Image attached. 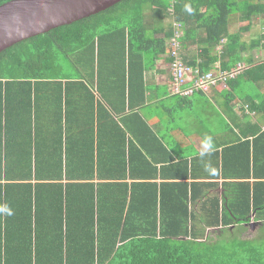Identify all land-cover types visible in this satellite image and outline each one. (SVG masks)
Segmentation results:
<instances>
[{"label": "trees", "instance_id": "obj_1", "mask_svg": "<svg viewBox=\"0 0 264 264\" xmlns=\"http://www.w3.org/2000/svg\"><path fill=\"white\" fill-rule=\"evenodd\" d=\"M8 1L0 0V5ZM232 15L246 23L235 33L228 27ZM258 16H264V2L256 0H247L243 6L236 0H123L99 14L0 53V211L5 215L6 207L13 204L14 200L6 202L7 190L18 187L28 190L30 209L38 191H45L46 209L51 213L45 222L49 256L37 259L36 247L31 244L0 245V264H264V244L219 240L248 224L252 213L254 221L264 224V60L254 63L253 57L243 56L247 50H264V33L250 43L242 41L251 29L252 18ZM173 23L183 30L180 42L184 63L201 74L230 72L238 64L246 66L222 91L228 113H232L231 104L237 98L246 105L245 110L259 118L252 125L234 124L243 142L233 147L239 155L232 174L227 173L223 160L219 171L217 161L213 178L239 181L231 197L223 198L221 204L218 198H208L194 211L190 203L199 198L193 193L199 183L185 182L193 177L187 162L180 159L173 167L158 169L156 163L142 157L137 175L131 167L129 146L127 158L123 155L117 168L112 163L104 173L101 166L98 171L84 167L86 172L74 176L69 165L53 156L44 166L37 164L38 158L34 164L29 160L20 164L26 159L20 152L27 148L26 141L28 159L32 156L33 107L37 109L41 99L70 101L71 84L84 87L103 69L111 72L110 77L116 73L114 76L120 78L117 74H121L122 96L127 89L129 98L138 90L144 97L141 54H152L153 58L167 55ZM194 46L198 55L185 58L183 55ZM215 64L219 68L215 69ZM240 82L255 85L260 92L240 98L234 92ZM178 97L181 101L190 98ZM141 124L152 135L148 126ZM113 126L120 131L119 126ZM96 172L97 180L104 183H92ZM75 177L80 181L71 183ZM158 178L165 181L157 184ZM33 179L35 184H31ZM249 179L254 182L249 184ZM76 190L82 196L77 199L74 219L67 202L65 206L63 192L67 197Z\"/></svg>", "mask_w": 264, "mask_h": 264}, {"label": "crops", "instance_id": "obj_2", "mask_svg": "<svg viewBox=\"0 0 264 264\" xmlns=\"http://www.w3.org/2000/svg\"><path fill=\"white\" fill-rule=\"evenodd\" d=\"M189 50L190 53L183 55L189 60L199 53L195 46ZM141 59L144 97L138 90L129 98L127 89L122 96L121 74H117L120 78L114 76L116 73L110 77L111 72L103 69L99 71L103 76L101 79L98 73V78L94 77L84 87L71 84L68 87L72 94L70 101L63 98L60 103L59 99L55 98L50 102L41 99L39 107L37 109L33 107L34 124L31 127L32 134L30 132L32 156L28 159L29 147L26 141L27 148L20 150L26 159L20 164L25 160L34 164L38 158L37 164L44 166L51 161L50 156H53L62 159L63 165H69L71 172H75L74 176L81 175V171L86 172L84 167H93L98 171L101 166V171L104 173L107 169H111L112 163L117 168L123 155L127 158L129 146L132 156L131 167L135 169L137 175L140 174L143 165L142 157L156 163L158 169L166 165L173 167L180 159L187 162L193 177L190 176L185 182L199 183V187L193 189V193L199 198L194 204L190 203L192 210L199 209L200 203L208 198H218L221 204L223 198L233 195V190L236 189L234 184L239 181L225 180L222 177L213 178L217 161L219 169L223 160L227 173L232 174L239 155L237 149L233 147L243 142L234 124L247 122L252 125L258 121V116L245 110L246 105L237 98L231 104L232 113H228L224 107L226 101L222 92L227 88L221 86L196 92L188 100L181 101L180 97L172 92L168 54L153 58L152 54L143 53ZM214 68H219V65L215 64ZM75 82L79 81L75 80ZM194 104L202 105V116L200 112L197 114L193 112ZM52 105L54 107L51 113ZM175 107L179 109L178 122L174 120ZM209 118L211 123L217 122V126H212L208 121ZM142 122L152 131V135L144 130ZM113 124L119 126L120 131ZM27 140L31 144L30 138ZM172 169L174 168H168V170ZM96 174L97 172L92 178V183H104L97 180ZM71 179H74L71 183L80 181L77 177ZM162 181L165 180L160 178L156 180L157 184ZM166 181L174 182L171 179ZM5 182L3 179L2 183ZM253 182V179L248 180L249 184ZM35 183L33 179L31 184ZM62 183H66L65 178ZM206 183L214 184L201 185ZM63 193L65 206L66 202L67 205L69 204V215L71 214L75 219L77 199L82 196L81 191L67 192V197L65 191ZM28 195L27 189L14 187L7 190L6 202L14 201L12 205L6 207L5 215L0 211V245L29 246L31 244L36 247L37 259L46 258L49 255L46 251L45 222L47 223L51 217L50 211L46 209V193L38 191L37 200L31 209ZM254 216L255 213H252L251 221L245 224V227L254 228V225H257V229H263V222L254 221ZM62 228L64 232L65 225H62Z\"/></svg>", "mask_w": 264, "mask_h": 264}, {"label": "water", "instance_id": "obj_3", "mask_svg": "<svg viewBox=\"0 0 264 264\" xmlns=\"http://www.w3.org/2000/svg\"><path fill=\"white\" fill-rule=\"evenodd\" d=\"M121 1L123 0L8 1L0 5V53L29 38L99 14Z\"/></svg>", "mask_w": 264, "mask_h": 264}, {"label": "built area", "instance_id": "obj_4", "mask_svg": "<svg viewBox=\"0 0 264 264\" xmlns=\"http://www.w3.org/2000/svg\"><path fill=\"white\" fill-rule=\"evenodd\" d=\"M173 27L174 34L168 41L170 49L168 57L171 59L169 67L172 77V92L175 95L189 97L196 92H204L216 86L227 88V82L236 79L246 68L245 65L238 64L230 72L219 71L201 74L198 69H193L184 63L180 42L181 37H183V30L177 23H173Z\"/></svg>", "mask_w": 264, "mask_h": 264}, {"label": "rangeland", "instance_id": "obj_5", "mask_svg": "<svg viewBox=\"0 0 264 264\" xmlns=\"http://www.w3.org/2000/svg\"><path fill=\"white\" fill-rule=\"evenodd\" d=\"M246 1L247 0H236L237 4L240 6H243V4L246 3ZM258 1L264 2V0H256V2H258ZM147 15L150 16V12H148ZM234 18H236V19H234ZM231 19H232V22L230 21V24L228 26L229 31L231 33L237 32L239 28L244 27L246 25V23H241L237 19V15H232L230 20ZM154 27H155V25H152V28H154ZM262 33H264V16L254 17V18H252V21H251V29L248 33L244 34L242 41H244L246 43H250V41L252 39H257ZM221 47L222 46L218 47L215 50V52L217 54L220 52ZM243 56L244 57H253L254 63L260 62V61L264 60V50L263 49L247 50L243 54ZM238 85L239 86H238L237 90L235 89L234 92L237 95H239L240 98H245L246 95H248V94H249V96H251V95L258 94L260 92L259 88H257V86H255V85L254 86L248 85V84L242 83V82H240ZM201 108H202L201 104L200 105L194 104L193 112L195 114L200 112V116H202L201 115V113H202ZM183 110L185 112V109H183ZM181 112L182 111H180V113ZM178 115H179V109H177V107H175L174 108V120L176 122H178L177 121V117H179ZM208 121L210 122V124L212 126H214V127L217 126V122L211 123V118H209ZM257 228H258L257 225H254V228H250L249 226L245 227V224H243V226H240V227L234 229V232L232 233L233 236H230L229 232H227L224 236L228 235V238L225 239L224 236H222L223 238H221L219 240H223V241H226L228 243H229V241H233V242L235 241V243L249 241L252 244V246L263 245L264 244V224L262 227L263 229H261V228L257 229ZM212 237H213L212 239H214V236H212Z\"/></svg>", "mask_w": 264, "mask_h": 264}, {"label": "clouds", "instance_id": "obj_6", "mask_svg": "<svg viewBox=\"0 0 264 264\" xmlns=\"http://www.w3.org/2000/svg\"><path fill=\"white\" fill-rule=\"evenodd\" d=\"M10 214V213H9ZM246 226V225H245Z\"/></svg>", "mask_w": 264, "mask_h": 264}]
</instances>
